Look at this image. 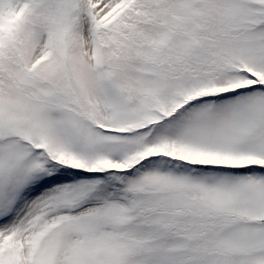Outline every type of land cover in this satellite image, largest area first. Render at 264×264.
<instances>
[{
	"label": "snow or ice",
	"instance_id": "obj_1",
	"mask_svg": "<svg viewBox=\"0 0 264 264\" xmlns=\"http://www.w3.org/2000/svg\"><path fill=\"white\" fill-rule=\"evenodd\" d=\"M0 264H264V0H0Z\"/></svg>",
	"mask_w": 264,
	"mask_h": 264
}]
</instances>
